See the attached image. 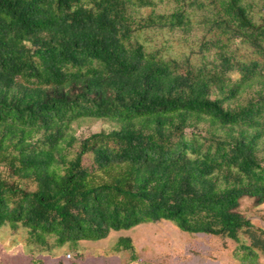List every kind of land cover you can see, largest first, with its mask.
<instances>
[{
  "label": "trees",
  "instance_id": "16d2710c",
  "mask_svg": "<svg viewBox=\"0 0 264 264\" xmlns=\"http://www.w3.org/2000/svg\"><path fill=\"white\" fill-rule=\"evenodd\" d=\"M88 119L113 127L77 138ZM246 198L264 205V0H0V229L78 252L168 221L262 264Z\"/></svg>",
  "mask_w": 264,
  "mask_h": 264
},
{
  "label": "rangeland",
  "instance_id": "374dc122",
  "mask_svg": "<svg viewBox=\"0 0 264 264\" xmlns=\"http://www.w3.org/2000/svg\"><path fill=\"white\" fill-rule=\"evenodd\" d=\"M159 9L169 10L164 5ZM196 39L194 37L185 43L180 33L155 35L154 32H147L141 35L142 42L148 47H154V43L159 41L165 46L166 53L174 57L189 55L192 46L198 49L193 44ZM112 127L110 122L91 119L75 124L76 136L80 139ZM241 211L256 227L264 229V205L255 206L253 200L246 198ZM122 237L133 239L139 257L137 262L128 263L130 255L123 250L116 252ZM242 241L250 243L246 236ZM238 245L227 238L188 234L171 222L161 221L131 230L112 231L108 238L101 241H82L78 252L70 251L68 245L48 252L30 246L26 230L21 228L14 233L10 227H3L0 229V264H241L234 256ZM261 261L264 264V257Z\"/></svg>",
  "mask_w": 264,
  "mask_h": 264
},
{
  "label": "built area",
  "instance_id": "2783aa9c",
  "mask_svg": "<svg viewBox=\"0 0 264 264\" xmlns=\"http://www.w3.org/2000/svg\"><path fill=\"white\" fill-rule=\"evenodd\" d=\"M68 257H71L70 255Z\"/></svg>",
  "mask_w": 264,
  "mask_h": 264
}]
</instances>
